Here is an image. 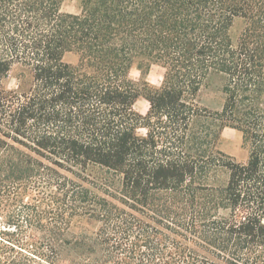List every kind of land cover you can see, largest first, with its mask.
Wrapping results in <instances>:
<instances>
[{
    "label": "trees",
    "instance_id": "16d2710c",
    "mask_svg": "<svg viewBox=\"0 0 264 264\" xmlns=\"http://www.w3.org/2000/svg\"><path fill=\"white\" fill-rule=\"evenodd\" d=\"M62 2L0 0V264H264V0Z\"/></svg>",
    "mask_w": 264,
    "mask_h": 264
},
{
    "label": "rangeland",
    "instance_id": "374dc122",
    "mask_svg": "<svg viewBox=\"0 0 264 264\" xmlns=\"http://www.w3.org/2000/svg\"><path fill=\"white\" fill-rule=\"evenodd\" d=\"M80 8L81 0H63L61 4V10L64 12L78 13ZM242 25V20L237 19L233 24V33L237 34L241 30ZM64 60L75 63L77 61V56L73 53H67L64 56ZM19 70V67L13 66L8 72L7 77L3 80V85L7 89H15L18 87ZM138 73V76L132 78L135 80L144 78L150 85L157 87L160 85L163 69L158 65H152L147 73L141 74L139 70ZM28 80V78H24V87L28 84ZM222 85L223 79L219 75H208L202 81L199 88L198 99L200 103L209 109L220 108L223 101ZM147 106V101L143 98H139L135 103V109L141 113H145ZM140 132H143V130L141 129ZM218 147L238 161H244L248 154L247 147L243 143L241 132L230 127H225L223 129Z\"/></svg>",
    "mask_w": 264,
    "mask_h": 264
},
{
    "label": "clouds",
    "instance_id": "9594fccd",
    "mask_svg": "<svg viewBox=\"0 0 264 264\" xmlns=\"http://www.w3.org/2000/svg\"><path fill=\"white\" fill-rule=\"evenodd\" d=\"M130 76L131 77H136V76H138V70L135 68V66H133L130 70Z\"/></svg>",
    "mask_w": 264,
    "mask_h": 264
}]
</instances>
